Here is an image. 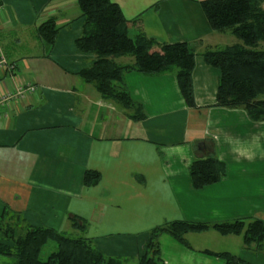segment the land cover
I'll list each match as a JSON object with an SVG mask.
<instances>
[{
    "label": "crops",
    "instance_id": "crops-1",
    "mask_svg": "<svg viewBox=\"0 0 264 264\" xmlns=\"http://www.w3.org/2000/svg\"><path fill=\"white\" fill-rule=\"evenodd\" d=\"M202 1L111 0L126 20H141L147 37L196 50L195 108L187 107L172 72L124 74L144 113L136 120L133 109L103 99L79 77L95 56L74 45L84 24L76 0H0V55L15 66L12 75L0 71V97L16 84L36 87L0 104V215L7 208L28 226L84 236L125 264H137L149 231L165 222L264 221V120L215 105L219 72L202 53L240 42L211 30ZM51 17L60 28L54 46L36 34ZM114 61L129 65L134 58ZM199 142L224 164L225 175L194 190L189 165L203 157ZM86 171L100 174L96 186L83 185ZM72 216L85 222L83 233L71 227ZM184 238L188 247L160 236L163 264H227L214 254L264 264V253L246 248L242 235L208 230Z\"/></svg>",
    "mask_w": 264,
    "mask_h": 264
},
{
    "label": "trees",
    "instance_id": "trees-1",
    "mask_svg": "<svg viewBox=\"0 0 264 264\" xmlns=\"http://www.w3.org/2000/svg\"><path fill=\"white\" fill-rule=\"evenodd\" d=\"M264 0H204L203 14L212 31L230 33L239 44L217 49H206L202 58L219 72L217 107L245 110L253 121L264 120ZM80 16L84 18L82 34L74 45L80 52L93 54L95 61L78 73L87 84H92L103 99H111L127 109L136 120L144 119L139 104L131 99L124 82V74L136 71L145 76L174 73L180 93L188 108H195L193 70L196 50L190 43L167 44L147 37L139 18L126 20L120 7L111 0H76ZM60 28L51 17L36 30L37 37L50 46L56 43ZM120 56L134 58L132 64L118 65ZM12 64V63H11ZM225 175L224 164L215 154L197 157L189 165L190 185L194 190L218 183ZM101 177L96 171H86L85 187L96 186ZM74 230L85 231L86 224L78 217L70 218ZM215 230L221 235H242L246 248L254 246L264 253V221L230 220L199 223L184 220L165 222L152 228L142 246L137 264H163L159 238L167 234L188 247L184 236ZM54 243L56 248L41 259L44 247ZM213 254V253H209ZM222 257L234 264L227 254ZM0 256L11 264H125L121 258L107 256L84 236H71L50 227H31L22 223L20 215L4 209L0 215Z\"/></svg>",
    "mask_w": 264,
    "mask_h": 264
},
{
    "label": "built area",
    "instance_id": "built-area-1",
    "mask_svg": "<svg viewBox=\"0 0 264 264\" xmlns=\"http://www.w3.org/2000/svg\"><path fill=\"white\" fill-rule=\"evenodd\" d=\"M14 70H15V66L9 63L3 55H0V71H7L10 75H12ZM35 91H36V87L33 84L30 83L16 84L13 89L6 91L0 97V104L15 99H22L27 94L31 95Z\"/></svg>",
    "mask_w": 264,
    "mask_h": 264
},
{
    "label": "rangeland",
    "instance_id": "rangeland-1",
    "mask_svg": "<svg viewBox=\"0 0 264 264\" xmlns=\"http://www.w3.org/2000/svg\"><path fill=\"white\" fill-rule=\"evenodd\" d=\"M56 248L55 244L50 242L48 243L43 251H42V254H41V259L42 260H46L47 259V256L48 254H50L52 251H54ZM11 260L6 258V257H3V256H0V264H11Z\"/></svg>",
    "mask_w": 264,
    "mask_h": 264
},
{
    "label": "water",
    "instance_id": "water-1",
    "mask_svg": "<svg viewBox=\"0 0 264 264\" xmlns=\"http://www.w3.org/2000/svg\"><path fill=\"white\" fill-rule=\"evenodd\" d=\"M196 149L202 154L203 157H207L210 153L207 151L205 143L199 142L196 144Z\"/></svg>",
    "mask_w": 264,
    "mask_h": 264
}]
</instances>
